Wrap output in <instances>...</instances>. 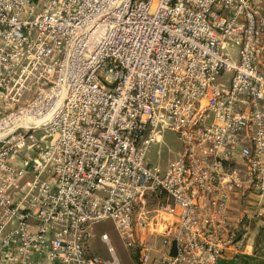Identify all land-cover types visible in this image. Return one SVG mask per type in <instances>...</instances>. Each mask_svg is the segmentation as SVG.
Returning <instances> with one entry per match:
<instances>
[{"label":"built area","instance_id":"1","mask_svg":"<svg viewBox=\"0 0 264 264\" xmlns=\"http://www.w3.org/2000/svg\"><path fill=\"white\" fill-rule=\"evenodd\" d=\"M166 131L184 149L163 172L146 152ZM250 192L264 0H0V264H112L86 251L107 221L144 264L149 237L164 264H219Z\"/></svg>","mask_w":264,"mask_h":264},{"label":"crops","instance_id":"2","mask_svg":"<svg viewBox=\"0 0 264 264\" xmlns=\"http://www.w3.org/2000/svg\"><path fill=\"white\" fill-rule=\"evenodd\" d=\"M229 218L239 228L241 247L229 250L219 264H264V199L259 194L250 192L243 197L233 199ZM4 234L0 236V239ZM153 247L149 253V264H164L166 255L161 247V240L148 238ZM34 264H49L45 256H35Z\"/></svg>","mask_w":264,"mask_h":264},{"label":"rangeland","instance_id":"3","mask_svg":"<svg viewBox=\"0 0 264 264\" xmlns=\"http://www.w3.org/2000/svg\"><path fill=\"white\" fill-rule=\"evenodd\" d=\"M226 55L232 57L234 61L239 60V49L237 47H229ZM231 74L226 75L225 77H219L217 79L220 85L225 87L230 86ZM183 144L179 136L172 131H166L163 133L162 141L155 142L151 144L146 152V164L154 167H159L163 172H165L169 164L175 162L179 155L183 152ZM149 208H152V205H149ZM94 238L91 243L93 245L95 256L101 258L103 261H109L114 264L115 260L119 264H135L133 257V250L140 248L139 246L133 245L132 247L128 246L120 237L118 231L115 228V225L111 221H107L101 224H98L94 227ZM107 234L110 239V245L115 251L113 255L109 250V244L102 241L101 236ZM141 252V249H140ZM149 264V263H146Z\"/></svg>","mask_w":264,"mask_h":264},{"label":"trees","instance_id":"4","mask_svg":"<svg viewBox=\"0 0 264 264\" xmlns=\"http://www.w3.org/2000/svg\"><path fill=\"white\" fill-rule=\"evenodd\" d=\"M93 245L91 242L86 244V251L88 253L89 257H94V249H93ZM133 253L135 254L133 257V260L135 262V264H144L142 259H141V252H140V248H136L133 250Z\"/></svg>","mask_w":264,"mask_h":264}]
</instances>
